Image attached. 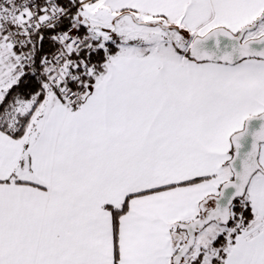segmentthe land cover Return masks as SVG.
<instances>
[{
  "label": "snow or ice",
  "instance_id": "snow-or-ice-1",
  "mask_svg": "<svg viewBox=\"0 0 264 264\" xmlns=\"http://www.w3.org/2000/svg\"><path fill=\"white\" fill-rule=\"evenodd\" d=\"M0 264H264V0H0Z\"/></svg>",
  "mask_w": 264,
  "mask_h": 264
}]
</instances>
